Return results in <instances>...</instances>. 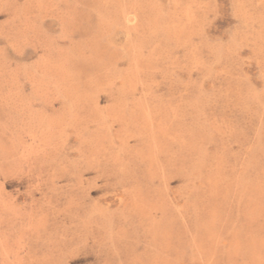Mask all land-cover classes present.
<instances>
[{"label":"rangeland","instance_id":"rangeland-1","mask_svg":"<svg viewBox=\"0 0 264 264\" xmlns=\"http://www.w3.org/2000/svg\"><path fill=\"white\" fill-rule=\"evenodd\" d=\"M0 264H264V0H0Z\"/></svg>","mask_w":264,"mask_h":264}]
</instances>
